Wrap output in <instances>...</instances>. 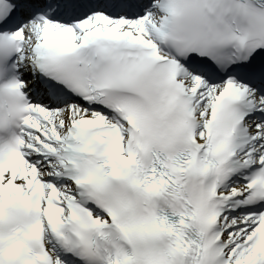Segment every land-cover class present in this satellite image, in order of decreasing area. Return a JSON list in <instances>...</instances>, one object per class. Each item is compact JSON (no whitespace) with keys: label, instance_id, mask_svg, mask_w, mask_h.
Returning <instances> with one entry per match:
<instances>
[{"label":"snow or ice","instance_id":"snow-or-ice-1","mask_svg":"<svg viewBox=\"0 0 264 264\" xmlns=\"http://www.w3.org/2000/svg\"><path fill=\"white\" fill-rule=\"evenodd\" d=\"M0 264H264V0H0Z\"/></svg>","mask_w":264,"mask_h":264}]
</instances>
